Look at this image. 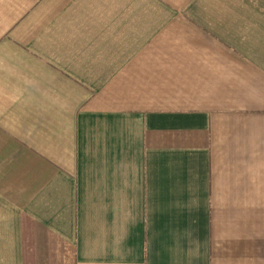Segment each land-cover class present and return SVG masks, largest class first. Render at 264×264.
<instances>
[{"label": "crops", "instance_id": "obj_1", "mask_svg": "<svg viewBox=\"0 0 264 264\" xmlns=\"http://www.w3.org/2000/svg\"><path fill=\"white\" fill-rule=\"evenodd\" d=\"M0 264H264V0H0Z\"/></svg>", "mask_w": 264, "mask_h": 264}]
</instances>
